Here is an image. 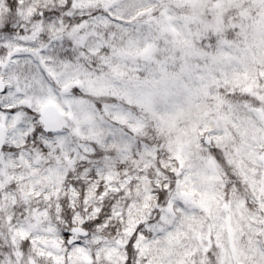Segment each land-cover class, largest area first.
<instances>
[{
  "label": "snow or ice",
  "instance_id": "snow-or-ice-1",
  "mask_svg": "<svg viewBox=\"0 0 264 264\" xmlns=\"http://www.w3.org/2000/svg\"><path fill=\"white\" fill-rule=\"evenodd\" d=\"M0 264H264V0H0Z\"/></svg>",
  "mask_w": 264,
  "mask_h": 264
}]
</instances>
